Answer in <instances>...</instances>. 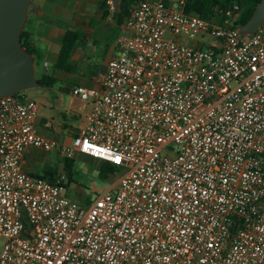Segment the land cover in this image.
I'll return each instance as SVG.
<instances>
[{
    "label": "built area",
    "instance_id": "obj_1",
    "mask_svg": "<svg viewBox=\"0 0 264 264\" xmlns=\"http://www.w3.org/2000/svg\"><path fill=\"white\" fill-rule=\"evenodd\" d=\"M187 4L132 0L100 88L71 89L91 111L69 143L35 132L33 99L0 98V264H264V25ZM28 148L123 172L80 205L23 171Z\"/></svg>",
    "mask_w": 264,
    "mask_h": 264
},
{
    "label": "crops",
    "instance_id": "obj_2",
    "mask_svg": "<svg viewBox=\"0 0 264 264\" xmlns=\"http://www.w3.org/2000/svg\"><path fill=\"white\" fill-rule=\"evenodd\" d=\"M100 9V15L96 20L86 16V10L84 9L83 15L75 7L76 0H31L28 18L25 25L26 32L31 36L32 46L35 50L34 62L37 57L42 59L44 72L42 74L52 75L55 83L51 88L40 87L45 92L58 91L61 95H68L71 93V89L75 86H83L86 88L99 89L100 81L105 72L106 65L109 59L117 52L118 43L116 40L109 39L102 46L101 49V61L96 54L92 52L91 47H94L95 42L92 40V36L95 31H104V35L109 34L107 31L112 30L115 26H120L124 29L123 23L118 25L111 10L110 0L107 1L110 7L107 8V13L104 15L101 4L105 0H97ZM101 21V24L98 22ZM78 32L82 39L74 47L70 54L69 64L70 70L56 69L54 66L58 60V54L62 45L63 38L68 31ZM52 62L53 70H50L49 63ZM84 103V111L82 115L76 114V117L84 119V125L79 127L77 131L68 137L64 143H69L73 136L77 135L84 130L86 125V116L91 111V104L87 101ZM68 112H71L70 107H52L51 115L47 116L50 126L44 124L40 129L34 126L36 133L52 138V135L47 131H53L56 134H62L63 131L68 128ZM40 112L38 110V115ZM36 117V118H37ZM36 125V122H35ZM51 153L44 152L36 148H28L26 150L22 169L25 173L32 176H41V172L46 167V164L51 163ZM55 159L60 158L59 154L55 151ZM76 156L88 157L87 155L77 154ZM101 161V160H99ZM102 162V161H101ZM117 180L111 183V186L115 185Z\"/></svg>",
    "mask_w": 264,
    "mask_h": 264
},
{
    "label": "rangeland",
    "instance_id": "obj_3",
    "mask_svg": "<svg viewBox=\"0 0 264 264\" xmlns=\"http://www.w3.org/2000/svg\"><path fill=\"white\" fill-rule=\"evenodd\" d=\"M75 7L83 15L84 9L86 10V16L96 20L100 15L99 4L97 0H76ZM111 2V1H110ZM101 24V21L98 22ZM109 34L104 35V31H95V34L92 36V40L95 42L94 47H91L92 52L97 55L101 61V49L102 46L109 39L116 40L117 43L120 42V39L125 35L126 31L120 26H115L112 30L107 31ZM118 45V44H117ZM42 59L35 58V75L39 76L40 72H44ZM50 70H53L52 62L49 63ZM27 98L33 99L40 112V115L36 118V125L38 128L42 129L44 124L50 126L47 116L51 115L52 107H70L71 112H68V128H66L62 134H56L53 131L48 130L47 132L52 135V137L58 143H64L65 140L74 134L79 127L84 125V119L81 117H76L77 119L73 120L76 114L82 115L84 111V100L78 95L72 93L68 95H61L58 91L45 92L42 88H32L21 92ZM50 166L55 171L57 161L55 159V151H51ZM62 158L61 156H59ZM63 163V162H61ZM67 169L63 172V185L67 186L62 192L68 196L72 201L88 206L93 199L98 194H102L111 187V183L119 178L123 172V168H117L116 171L108 177L107 180H104L99 176L100 165L104 162L99 161L98 159L91 160L88 157L84 156H75L67 162ZM64 164V163H63ZM62 169V168H61ZM40 175H43L46 179H49V176L41 172ZM4 240L0 237V250L3 246Z\"/></svg>",
    "mask_w": 264,
    "mask_h": 264
},
{
    "label": "water",
    "instance_id": "obj_4",
    "mask_svg": "<svg viewBox=\"0 0 264 264\" xmlns=\"http://www.w3.org/2000/svg\"><path fill=\"white\" fill-rule=\"evenodd\" d=\"M110 1L113 11L119 12L121 0ZM30 3L31 0H0V98L44 86L35 75L33 54L21 46ZM263 24L264 0H260L250 19L237 30L241 35H251Z\"/></svg>",
    "mask_w": 264,
    "mask_h": 264
},
{
    "label": "trees",
    "instance_id": "obj_5",
    "mask_svg": "<svg viewBox=\"0 0 264 264\" xmlns=\"http://www.w3.org/2000/svg\"><path fill=\"white\" fill-rule=\"evenodd\" d=\"M108 0H105L102 4L103 14L107 13V8L110 7L107 3ZM260 0H188L186 11L189 14H194L205 19L212 18L215 13L219 12V10L225 11L229 8L234 2H236L239 6L238 15L234 21V27H238L239 25L245 24L253 14V11ZM132 0H121V10L119 12H113L114 18L116 19L118 25L124 23L125 17L128 14V8L131 4ZM128 5V6H127ZM127 7V8H126ZM264 25V24H263ZM82 39V36L75 31H68L62 41V45L59 50L58 60L55 64L56 69L62 70H70L71 66L69 64V58L72 50L78 44L79 40ZM21 46L29 51L30 53L34 54L35 50L32 46V39L31 36L26 32L24 29L21 34ZM38 81L43 83V87L51 88L55 83L54 77L52 75L42 74L37 77ZM23 95L19 93L18 96ZM25 96V95H23ZM57 164L55 167V171L50 166H46L42 171L43 174L49 176V181L55 182L57 178L63 176V172L67 169V162L69 159L65 158H58ZM63 162L62 169L60 168V163ZM263 165H264V157H263ZM264 167V166H263ZM118 167L107 162H104L100 165L99 169V176L104 180H107L108 177L113 175ZM40 178L46 179L43 175L36 176ZM62 187L64 186L62 183L60 184ZM25 226L27 227L28 224L25 222Z\"/></svg>",
    "mask_w": 264,
    "mask_h": 264
},
{
    "label": "bare ground",
    "instance_id": "obj_6",
    "mask_svg": "<svg viewBox=\"0 0 264 264\" xmlns=\"http://www.w3.org/2000/svg\"><path fill=\"white\" fill-rule=\"evenodd\" d=\"M128 6V5H127ZM127 8V7H126Z\"/></svg>",
    "mask_w": 264,
    "mask_h": 264
}]
</instances>
